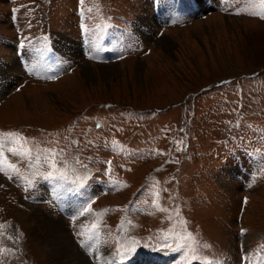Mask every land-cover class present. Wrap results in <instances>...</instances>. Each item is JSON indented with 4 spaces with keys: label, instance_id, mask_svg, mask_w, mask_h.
<instances>
[{
    "label": "rangeland",
    "instance_id": "1",
    "mask_svg": "<svg viewBox=\"0 0 264 264\" xmlns=\"http://www.w3.org/2000/svg\"><path fill=\"white\" fill-rule=\"evenodd\" d=\"M176 234L264 264V0H0V264H185Z\"/></svg>",
    "mask_w": 264,
    "mask_h": 264
},
{
    "label": "snow or ice",
    "instance_id": "2",
    "mask_svg": "<svg viewBox=\"0 0 264 264\" xmlns=\"http://www.w3.org/2000/svg\"><path fill=\"white\" fill-rule=\"evenodd\" d=\"M99 127V125H98ZM9 136H13L15 134H8ZM23 139V138H20ZM26 144L27 141H24ZM179 150V149H178ZM9 151H12L13 154H20V155H28L30 156L31 150L27 149L23 153H17L15 149H9ZM46 155L50 158L49 160V166L54 170L53 172L48 173V178L51 179H61V180H66L68 178V174L65 171H60L57 168V163H63V161H60L59 158L64 155V150L61 149L59 151H55L52 149L47 150ZM76 163H80L79 158L76 159ZM9 168H12L14 171H17L14 165H7ZM58 173V175L54 174ZM91 211V208H85L81 211V214H84V212ZM93 229L96 228V225L92 226ZM174 243L177 245V249L179 250L180 248H186L187 249V259L185 261V264H208V261L202 257L201 255V249L204 247H210L209 245L203 244L202 242H199L194 238L191 234H188L187 236H182L180 234H176L174 236ZM183 240L184 243H181L180 241ZM191 242V243H189ZM212 264H221L220 261L214 260Z\"/></svg>",
    "mask_w": 264,
    "mask_h": 264
},
{
    "label": "bare ground",
    "instance_id": "3",
    "mask_svg": "<svg viewBox=\"0 0 264 264\" xmlns=\"http://www.w3.org/2000/svg\"><path fill=\"white\" fill-rule=\"evenodd\" d=\"M159 42H161V40L159 41ZM115 67H117V65H114V67L113 68H115ZM91 67H84L83 68V70H85L86 71V69H90ZM84 76H86V78L87 79H94V78H92L90 75H89V72H86L85 74H84ZM48 226V225H47ZM54 227V226H53ZM45 229V228H44ZM50 229V228H49ZM48 230V229H47ZM57 232V231H56ZM52 234V233H51ZM57 236V235H56ZM55 236V237H56ZM51 239V240H50ZM64 239V238H63ZM49 241H51V243H53V246L55 247V249H56V252L57 253H61V254H63V255H65L64 254V248H66V245L68 246L69 244L67 243V242H65V244L66 245H64V243L62 244V243H60L61 244V247L59 246V244L57 245V243H56V241L53 239V238H51L50 237V235H49ZM64 241H65V239H64ZM59 242H60V240H59ZM68 247H70V246H68ZM62 250H63V252H62ZM68 253V252H67ZM71 253V252H70ZM71 255H73V254H71ZM76 255V254H75Z\"/></svg>",
    "mask_w": 264,
    "mask_h": 264
}]
</instances>
